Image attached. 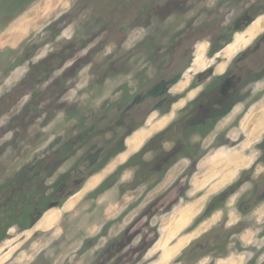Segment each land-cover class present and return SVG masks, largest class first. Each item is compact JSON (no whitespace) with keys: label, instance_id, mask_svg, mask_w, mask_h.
<instances>
[{"label":"rangeland","instance_id":"obj_1","mask_svg":"<svg viewBox=\"0 0 264 264\" xmlns=\"http://www.w3.org/2000/svg\"><path fill=\"white\" fill-rule=\"evenodd\" d=\"M262 65L264 0H0V264H264Z\"/></svg>","mask_w":264,"mask_h":264},{"label":"flooded vegetation","instance_id":"obj_2","mask_svg":"<svg viewBox=\"0 0 264 264\" xmlns=\"http://www.w3.org/2000/svg\"><path fill=\"white\" fill-rule=\"evenodd\" d=\"M261 67H262V68H261ZM261 67L255 69L254 71H252V72H255V71H257V70L259 69V75L261 76V77H260V80H261V79L263 78V76H264V65H262ZM255 77H256V76H255ZM255 77H253V78H249L250 80H248V82H257L258 79L255 78ZM208 101H209V100H208ZM217 108H219V110H218L219 113H218L217 115H215V116H217L218 119H219V117L224 116L225 108H224L223 106L220 107L219 105H217V106L214 107L213 110H211V112L205 114V115H206L205 118H202L201 120H198L199 123L202 124V123H204L205 121H209V120H211V117H215L214 114H215V111H216ZM218 115H219V116H218ZM221 118H222V117H221ZM186 125H187V124H186ZM256 152H257V151H256ZM262 152H263V155H264V149H262ZM258 160H261V159H258V158L254 159V163H253V164H255ZM232 188H235V187H232ZM262 200H264V188H262V190H260V192L257 191V192L254 193V194L252 193V196H250V198L248 199L247 203H246V204H242V205L240 206V209L243 210V211H242L243 213L248 212V211H251V210H253L254 208H257V206L262 202ZM245 207H247V210H245V209H246Z\"/></svg>","mask_w":264,"mask_h":264},{"label":"trees","instance_id":"obj_3","mask_svg":"<svg viewBox=\"0 0 264 264\" xmlns=\"http://www.w3.org/2000/svg\"><path fill=\"white\" fill-rule=\"evenodd\" d=\"M26 199H27V197H26ZM46 209V208H45ZM23 212V211H22ZM21 212V213H22ZM21 213H17L18 214V216L21 214ZM24 213V212H23ZM25 215H24V220H25V223L20 227L21 228V230H24V229H27V228H29V225H28V223H27V221H28V216H27V214L26 213H24ZM24 220H23V222H24ZM12 224V223H11ZM7 229H8V226H5V224H3V222H1L0 223V240H2L3 238H4V235H5V233H6V231H7Z\"/></svg>","mask_w":264,"mask_h":264},{"label":"crops","instance_id":"obj_4","mask_svg":"<svg viewBox=\"0 0 264 264\" xmlns=\"http://www.w3.org/2000/svg\"><path fill=\"white\" fill-rule=\"evenodd\" d=\"M96 179H91L89 181H87V186H91L95 183Z\"/></svg>","mask_w":264,"mask_h":264}]
</instances>
